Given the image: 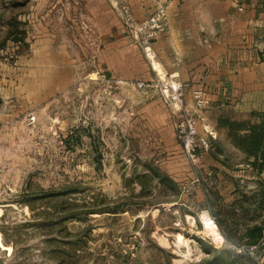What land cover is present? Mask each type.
Returning <instances> with one entry per match:
<instances>
[{"label": "rangeland", "instance_id": "rangeland-1", "mask_svg": "<svg viewBox=\"0 0 264 264\" xmlns=\"http://www.w3.org/2000/svg\"><path fill=\"white\" fill-rule=\"evenodd\" d=\"M30 20L49 26L66 81L16 72ZM97 34L78 0H0V75L18 77L0 85V264H264V233L246 236L264 221V161L242 144L262 112L206 105L195 115L210 147L188 152L164 80L96 71ZM154 168L180 191L155 180L141 194L135 176Z\"/></svg>", "mask_w": 264, "mask_h": 264}, {"label": "crops", "instance_id": "crops-1", "mask_svg": "<svg viewBox=\"0 0 264 264\" xmlns=\"http://www.w3.org/2000/svg\"><path fill=\"white\" fill-rule=\"evenodd\" d=\"M115 1L78 0V19H88L98 33L96 71H108L112 80L128 83L173 78L186 85L189 106L193 91L203 89L210 107L264 112V0H172L167 27L152 43L154 57L128 31ZM128 1L139 20L154 10L153 0ZM34 13L32 9L28 17ZM28 27L30 51L20 56L16 72L20 68L26 75L47 73L50 82L53 72L55 82L66 81L62 63L52 65V58L62 54L52 53L56 39L49 26L30 20ZM2 67L7 69V63ZM13 77L0 75V85L10 81L13 89L18 83ZM22 80L34 86L32 76ZM205 203L209 217L218 222L216 200L206 195Z\"/></svg>", "mask_w": 264, "mask_h": 264}, {"label": "built area", "instance_id": "built-area-1", "mask_svg": "<svg viewBox=\"0 0 264 264\" xmlns=\"http://www.w3.org/2000/svg\"><path fill=\"white\" fill-rule=\"evenodd\" d=\"M184 1V0H181ZM154 10L145 18L139 20L135 17L132 6L128 0H117L114 6L131 35L141 44L150 56L152 43L158 32L164 30L168 23V10L172 0H153ZM139 87L148 85V81L136 82ZM185 84L173 78L164 80L165 98L174 109L184 113L185 120L180 129L181 141L188 152H192L196 146L208 149L210 142L205 137H198L197 117L195 113L208 104L203 89H195L192 93L193 105L189 106L185 93Z\"/></svg>", "mask_w": 264, "mask_h": 264}, {"label": "trees", "instance_id": "trees-1", "mask_svg": "<svg viewBox=\"0 0 264 264\" xmlns=\"http://www.w3.org/2000/svg\"><path fill=\"white\" fill-rule=\"evenodd\" d=\"M264 116V112L262 113ZM264 122V119L263 121ZM251 132L248 134H244L242 137L243 142L242 144L245 145L248 143L249 150H253L255 153H260L261 158L264 161V123L259 125H251ZM259 155V154H257ZM140 182V184L143 186V190L141 191V194L145 193V186L146 183L149 181L154 182L157 180L159 183L163 185V187H166L167 185H170L174 187V189L179 192L180 191V185L178 182L173 179L169 174L164 173L163 171H159L157 168L152 169V172H144L142 174L137 173L136 176ZM157 203H161V201H158ZM74 215V214H71ZM73 217V216H70ZM264 233V221L258 224H255V226H252L251 228H248L246 236L249 237L248 243L249 244H257ZM234 256V254H231ZM236 256V255H235Z\"/></svg>", "mask_w": 264, "mask_h": 264}, {"label": "bare ground", "instance_id": "bare-ground-1", "mask_svg": "<svg viewBox=\"0 0 264 264\" xmlns=\"http://www.w3.org/2000/svg\"><path fill=\"white\" fill-rule=\"evenodd\" d=\"M150 53H151V56L154 57V53H153V51H150ZM207 224H208L209 226H211L210 224H212V223H211V221H208Z\"/></svg>", "mask_w": 264, "mask_h": 264}, {"label": "water", "instance_id": "water-1", "mask_svg": "<svg viewBox=\"0 0 264 264\" xmlns=\"http://www.w3.org/2000/svg\"><path fill=\"white\" fill-rule=\"evenodd\" d=\"M105 75L107 78H110V76H111L110 72H108V71L105 73Z\"/></svg>", "mask_w": 264, "mask_h": 264}]
</instances>
